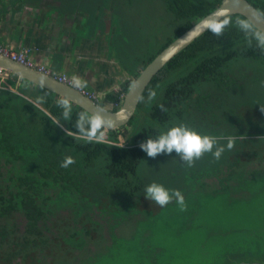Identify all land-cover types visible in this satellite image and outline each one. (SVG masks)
I'll list each match as a JSON object with an SVG mask.
<instances>
[{
	"label": "trees",
	"instance_id": "obj_1",
	"mask_svg": "<svg viewBox=\"0 0 264 264\" xmlns=\"http://www.w3.org/2000/svg\"><path fill=\"white\" fill-rule=\"evenodd\" d=\"M32 1L34 0L31 3ZM137 1L117 0L116 4V12L127 27L128 40H122L132 52H126L130 78L117 90L107 92L100 102L103 105L104 101L111 103L112 110L121 107L135 78L147 64L176 37L217 8L222 0H155L157 5L154 3L155 7H151L152 49L148 54L144 44L145 40L148 41L145 30L140 29L141 34L137 35L138 28L142 26L140 23L136 24ZM249 1L264 13V0ZM37 3L35 0L32 4L35 6ZM92 3L96 4V0ZM20 6V0H11L9 3L0 0V22L10 11L14 13ZM145 12L146 8L144 14ZM140 16L139 19L142 20V14ZM237 17L242 18L244 15L235 13L224 18L234 20ZM159 31L166 32L167 38L156 46ZM61 59V55L54 59V70H58ZM152 90H155L156 98L149 101L148 93ZM244 96L258 97V102L264 97V51L231 23L220 35L212 33L209 28L177 53L152 78L127 124L115 129L102 124L104 140L100 143L88 142L75 134L78 132L75 127L76 115L80 112L91 115L85 108L16 74H0V155L20 159L25 150L26 156L38 159L42 165L38 175L28 170L17 175L15 190L8 191L7 194L1 192L3 186L0 168V239L8 241L15 231L12 214L16 208L23 210L27 221L24 235L12 239L13 248L21 247L18 251L15 250L16 254L12 252L22 258L16 264H23L26 260V248L36 244L37 240L33 236H43L39 230V222L45 211L38 204L37 196L38 193L42 194L46 179L50 178L53 183H63L61 187L66 192H73L69 183H73L77 192L81 193L84 185L90 182L101 193L105 192L109 196L115 192L123 199L140 195L148 182L164 178L172 168L182 173L179 168L181 166L173 163L169 153L150 157L140 147L141 143L149 138H156L172 124L184 123L204 133L214 130L218 132L215 134L218 137L233 136V149L222 153L220 159L209 153V162L215 166H228V188L237 182L236 187H233L248 192L245 199L259 196L264 191L263 176L253 178L250 174L252 169L246 170L244 166L251 165L256 160L258 151L255 150H263L264 130L240 131L233 127L232 122L237 110L236 102H243L246 99ZM59 99H68L72 106L69 120L61 116L62 109L56 103ZM70 131L73 133L68 135ZM121 137L126 143H123ZM66 156L73 157L74 163L64 168L60 165ZM184 165L181 167L183 172L190 174H187L189 182L186 185L190 183L195 188L194 184L198 179L194 164ZM148 173L151 178L145 182ZM189 211L185 213L188 214ZM178 230L175 237L180 238L183 233L181 228ZM243 240L244 245L243 241H238L230 250L226 240L220 251H210L214 264H251L264 261V237L257 239L256 235H251ZM142 248L133 253L124 247L116 255L118 257L122 252L128 251L126 263L120 257L117 262L113 258V261L105 264H191L187 247L173 251L165 247L147 250L143 245ZM164 253H167L166 257ZM146 255L150 257H145ZM13 257L11 254V258ZM11 258L7 264H14L15 258Z\"/></svg>",
	"mask_w": 264,
	"mask_h": 264
},
{
	"label": "rangeland",
	"instance_id": "obj_2",
	"mask_svg": "<svg viewBox=\"0 0 264 264\" xmlns=\"http://www.w3.org/2000/svg\"><path fill=\"white\" fill-rule=\"evenodd\" d=\"M154 3L157 5L155 0H138L135 7L136 24H142L137 30V35L141 34L140 29L145 30L148 39L144 41L146 54L152 49L151 7H155ZM33 10V7L25 5L22 13L21 10L18 13L9 12L0 22V44L3 43L2 45H8L16 50L29 48L21 35H24L26 28L31 26L30 17ZM140 14L142 20L139 19ZM166 38L167 33L159 31L156 46L165 42ZM137 48L133 49L137 50ZM37 54L31 52L34 59ZM35 61L40 62L39 59ZM244 97L246 99L243 98L245 99L243 102L239 104L236 102L237 110L232 118L233 127L240 131L264 130V97H261L260 102L258 97ZM101 101L103 98L99 97V102ZM104 106L112 107L111 103L106 101ZM210 132L206 133L218 134L214 130ZM121 140L126 143L123 137ZM262 149L255 150L258 151L255 156L258 163L255 164V160L251 165L244 166L246 170L252 169L250 174L253 178L262 175L264 179V148ZM23 153L24 156L20 159H9L0 155L3 194L15 190L17 175L23 174L26 170L39 174L42 165L38 159L26 156L25 150ZM208 154H202L191 164H194L198 179L194 184L195 188L190 183L186 185L190 174L183 172L182 166L189 164L175 151L169 153V158L178 167H182H179L182 173L172 168L171 172H167L168 175L163 176L164 178L152 179L153 181L146 184L157 182L169 190H179L184 199L183 205L177 203L176 197H172L166 205L160 206L144 195L145 187L140 195L123 199L118 192L110 196L105 192L101 193L102 191L96 189L90 182L84 185L81 193H78L73 183H69L73 192H66L61 187L63 183H53L50 178L46 179L42 194L38 193L37 196L38 204L45 211L39 222V230L44 237L33 236L37 240V245L26 248L24 252L26 260L23 264H105L110 260L113 261V258L117 262L120 257V260L126 263L128 251L122 252L118 257L116 252L122 251L125 247L130 252L136 253L143 249V245L147 250L165 247L173 251L187 247L191 264H214L210 251L216 252V249L220 251L226 240L230 250L238 241H243L244 245L243 238L248 236L256 235L257 239L264 237V191L249 200L245 199L248 192L233 187L238 184L237 182L228 188L229 181L226 177L228 166H215L209 162L211 159ZM150 178L151 175L148 173L144 181ZM257 188H255L256 192ZM241 196H243L242 200ZM188 210L190 214L185 213ZM12 216L13 230L16 232H12L8 241L0 239V264H7L11 254L15 258L14 264L22 261L20 255H14L21 247L13 248L12 239L24 235L27 221L20 208H16ZM179 228L183 233L180 238L175 237ZM164 255L166 257L167 253ZM251 264H264V261Z\"/></svg>",
	"mask_w": 264,
	"mask_h": 264
},
{
	"label": "crops",
	"instance_id": "obj_3",
	"mask_svg": "<svg viewBox=\"0 0 264 264\" xmlns=\"http://www.w3.org/2000/svg\"><path fill=\"white\" fill-rule=\"evenodd\" d=\"M41 6L40 3L34 6L36 14L32 12L31 26L21 35L32 53H38V63L47 65L55 73H66L71 78L87 81L84 88L94 92L98 101L99 97L104 99L107 92L117 90L130 78L126 52L132 50L123 44L116 48V39L113 32L110 34L109 27L92 19L94 9L87 12L80 9L79 13L69 14L68 19L58 20L57 16L48 18ZM81 14L85 17L76 20ZM57 55L62 56V63L54 70L52 64Z\"/></svg>",
	"mask_w": 264,
	"mask_h": 264
},
{
	"label": "clouds",
	"instance_id": "obj_4",
	"mask_svg": "<svg viewBox=\"0 0 264 264\" xmlns=\"http://www.w3.org/2000/svg\"><path fill=\"white\" fill-rule=\"evenodd\" d=\"M243 0H233L234 6H239ZM234 24L250 40H254L256 46L264 51V13L249 10L244 17H237L234 20L224 18L219 23H212L210 30L216 35L223 33V30L229 25ZM73 85L76 88L87 87V81L79 77L73 78ZM156 98L155 90L148 93V100ZM57 106L62 109L61 116L69 120L72 116V106L68 99H59ZM163 107V105H161ZM75 127L78 129L76 136L85 138L88 142L100 143L104 140V132L101 130L102 121L96 115H89L87 112H80L77 115ZM111 124L106 122L105 126ZM69 132L68 135H70ZM75 136V139H76ZM233 136H215L198 131L184 123H177L168 126L156 138H149L146 142L141 143V149L150 157H155L160 153H172L173 150L191 165L195 159H199L204 153L220 159L222 153L231 150L234 147ZM74 163L71 156H66L61 167L67 168ZM144 195L155 201L158 205H166L172 197L177 198V203L183 205L184 199L179 190H169L163 184L152 182L145 186Z\"/></svg>",
	"mask_w": 264,
	"mask_h": 264
},
{
	"label": "water",
	"instance_id": "obj_5",
	"mask_svg": "<svg viewBox=\"0 0 264 264\" xmlns=\"http://www.w3.org/2000/svg\"><path fill=\"white\" fill-rule=\"evenodd\" d=\"M249 10L260 12L249 0H243V3L239 6H234L233 0H222L217 8L176 37L147 64V66L135 78L124 97L121 107L117 110H112L104 106L98 100L86 95L75 86L63 83L56 78L14 60L3 53H0V69L16 74L19 77L48 88L61 96L67 97L74 103L85 108L91 115L98 116L104 126L106 122L111 121V124L105 127L115 129L130 121L137 109L142 94L152 78L177 53L205 33L212 23H217L230 14L240 13L245 16Z\"/></svg>",
	"mask_w": 264,
	"mask_h": 264
},
{
	"label": "flooded vegetation",
	"instance_id": "obj_6",
	"mask_svg": "<svg viewBox=\"0 0 264 264\" xmlns=\"http://www.w3.org/2000/svg\"><path fill=\"white\" fill-rule=\"evenodd\" d=\"M3 1L9 3L11 0ZM20 2L21 6L19 9L17 8V13L19 12V10H21L22 13V11L25 9V5H29L34 9V6L32 4L34 1H32L31 3V0H25L24 2L20 0ZM92 2L93 0H38V3L42 5L41 8L45 9V13L48 14V18H56L57 16L58 20L66 19L68 15L73 14V12L79 13L80 9L85 12L91 10L93 11V8L95 7V13H91L92 19L97 20L100 23H104L109 27L110 34H112L113 32L112 36L114 39H116L117 49L122 44L123 46H127V44L124 42L128 40V37L126 35L127 27L121 19L120 15L116 12L117 0H96V4H93ZM18 5L20 4H17V6ZM32 12L36 14V11L33 10ZM84 17L85 14H81L79 17H77L76 20L81 21ZM30 18H33V16ZM30 21L32 23V20ZM123 38H125L124 41L122 40Z\"/></svg>",
	"mask_w": 264,
	"mask_h": 264
},
{
	"label": "built area",
	"instance_id": "obj_7",
	"mask_svg": "<svg viewBox=\"0 0 264 264\" xmlns=\"http://www.w3.org/2000/svg\"><path fill=\"white\" fill-rule=\"evenodd\" d=\"M3 44V43H2ZM0 44V53H3L9 57H11L14 60H17L21 63H24L30 67H33L47 75H50L54 78H56L57 80L69 84V85H73V78H71L69 75H67L66 73H55L50 67H48L45 64L42 63H38L37 61H35V59L31 56V49L30 48H22L21 50H16L13 49L12 47H8V45H2ZM4 72V74L8 75L9 72L7 71H3L0 69V74H2ZM79 90H81L82 92H84L86 95L98 100V96L94 93L91 92L85 88H78Z\"/></svg>",
	"mask_w": 264,
	"mask_h": 264
}]
</instances>
